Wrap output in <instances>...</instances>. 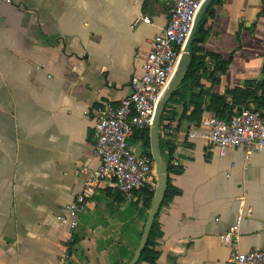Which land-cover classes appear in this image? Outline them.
Masks as SVG:
<instances>
[{
	"label": "crops",
	"instance_id": "crops-1",
	"mask_svg": "<svg viewBox=\"0 0 264 264\" xmlns=\"http://www.w3.org/2000/svg\"><path fill=\"white\" fill-rule=\"evenodd\" d=\"M168 18L165 0H0V264H64L65 253L71 264L129 263L156 185L127 197L100 181L75 229L58 216L99 166L95 113L129 95ZM199 25L191 43L198 65L159 121L161 154L180 165L167 170L152 223L154 264H224L236 249L264 248V153L245 160L235 147L220 156L188 136L217 117L211 94L225 95L233 111L255 109L252 97L264 86V0H211ZM128 143L151 155L149 129ZM239 212L238 238L226 245L220 236Z\"/></svg>",
	"mask_w": 264,
	"mask_h": 264
},
{
	"label": "built area",
	"instance_id": "built-area-1",
	"mask_svg": "<svg viewBox=\"0 0 264 264\" xmlns=\"http://www.w3.org/2000/svg\"><path fill=\"white\" fill-rule=\"evenodd\" d=\"M204 0H165L169 6L166 25L152 38L150 49L142 63L141 73L130 81V93L116 107L107 105L95 113L93 125L94 153L99 160L96 172L85 183L84 189L66 204L58 216L71 229L77 227L79 211L86 198L100 181H109L122 195L145 184H157L154 162L149 153L137 154L128 140L136 132L150 128L156 106L177 68L182 48L189 36L197 12ZM149 23L150 19H140ZM202 124L206 132H189L190 138H200L218 148L224 156L229 148H241L245 160L254 154L264 153V115L251 107H242L229 119L208 116ZM170 137L172 129H162ZM179 160L171 158L167 166L178 167ZM242 217L239 212L235 224L220 236L228 245L238 238ZM64 264H71V257L64 254ZM224 264H264V248L240 252L232 251Z\"/></svg>",
	"mask_w": 264,
	"mask_h": 264
},
{
	"label": "water",
	"instance_id": "water-1",
	"mask_svg": "<svg viewBox=\"0 0 264 264\" xmlns=\"http://www.w3.org/2000/svg\"><path fill=\"white\" fill-rule=\"evenodd\" d=\"M210 2L211 0H204L200 6L199 11L197 12V15L195 17L194 23L190 30L189 36L182 48L175 73L173 77L171 78L167 88L163 92L161 98L158 101L155 114H154V118H153V122L149 128L150 151H151V156L154 162V172L156 175L157 184H156V188H155L152 200H151L150 211L147 216L139 244L134 252L133 257L131 258L128 264H136L138 262L141 256V253L144 249V246L146 245V242H147V239H148L151 227H152L153 220L156 216V213L161 205V202L165 194V190L167 187V180H168V171H167L168 168H167V164L161 154V151L158 145L160 116H161L165 103L171 97L173 92L182 84V82L184 81L186 77L188 67L190 64V46H191L195 31L197 29V26L199 25L200 20L203 14L205 13Z\"/></svg>",
	"mask_w": 264,
	"mask_h": 264
},
{
	"label": "trees",
	"instance_id": "trees-1",
	"mask_svg": "<svg viewBox=\"0 0 264 264\" xmlns=\"http://www.w3.org/2000/svg\"><path fill=\"white\" fill-rule=\"evenodd\" d=\"M201 28H202V23L199 25V31ZM196 41L197 40L195 39L192 46H191L190 65L188 67V71H187V74L185 77L186 79L184 80V83L191 77L192 73L195 71V69L198 65L194 59V53H195L194 43ZM245 97H250V94L246 95ZM225 98H226L225 95L211 94V101H210V105L208 106V108L218 118L227 120L236 111H239L242 107H245V106H239L237 108V110L233 111L231 108H229V106L225 102ZM252 98L254 99L255 109L258 111H261L264 108V86L261 88V91L258 94L255 93ZM167 168H169V166H167ZM153 234H154V231L151 227L146 245L144 246V249L141 253V256L138 260V263L139 262H147L150 264H154L156 262V260L159 256V253H158V251L154 250L156 244L154 242Z\"/></svg>",
	"mask_w": 264,
	"mask_h": 264
}]
</instances>
